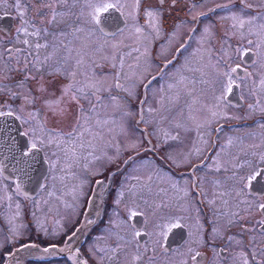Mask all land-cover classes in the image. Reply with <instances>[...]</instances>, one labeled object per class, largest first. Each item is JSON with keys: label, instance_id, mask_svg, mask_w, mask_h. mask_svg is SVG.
Returning <instances> with one entry per match:
<instances>
[{"label": "flooded vegetation", "instance_id": "flooded-vegetation-1", "mask_svg": "<svg viewBox=\"0 0 264 264\" xmlns=\"http://www.w3.org/2000/svg\"><path fill=\"white\" fill-rule=\"evenodd\" d=\"M48 1L54 0H24L26 9L21 11L20 21L13 17V24L0 25V54L5 50L0 58V76L18 77L22 81L16 89L0 90L4 91L0 98V112L5 116L0 122V190L10 192L16 199L24 224L19 230L10 216V202H0V264H134L133 256L136 255H146V261H151V264H264V210L259 208L264 203V105L256 96L253 105L245 97V84L258 75L251 69L259 62V48L254 51L245 47L249 41L252 43L251 39L238 41L235 34L240 32L232 34L227 19L222 24L224 35L218 38L222 42L217 46L238 49L243 43L245 47L238 56H234L237 62L234 63L236 60L233 59L234 64L231 63L232 70L239 68L231 76L236 83H229L239 102L232 103L223 95L224 108L233 115L216 119L210 125L207 145L202 147L205 144L203 136H198L194 149L187 143L188 146L181 150L174 146V142H179L181 132L177 131L178 128H170L166 131L169 137L164 138L166 153H161L151 132V143L144 137L146 144L141 149L122 156L106 171L96 173L87 184L86 199L75 203L68 211L63 209L62 214L66 217L59 215L58 209L56 218L49 219L48 230L40 233L38 228L30 225L28 216L32 209L29 208L35 198L29 200L23 196L16 179L7 177L2 166L8 165L14 173H30L34 177L33 183L39 185L34 195L38 197L53 184L54 157L47 144L39 143L35 149L32 148L30 134L23 131L25 126L15 111L22 110L25 118H31L28 107L34 110V104L42 103V88L52 84H60L64 88L70 85L71 96L75 94L73 88L76 83L73 65L70 77L68 75L67 58L75 48L76 27L38 23L36 19L42 9L51 11L57 6V2L48 5ZM136 1L139 5L142 0ZM180 1L179 9L190 15L188 22L194 18L199 21L195 26L186 24L184 30L175 33L174 38H184L187 45L197 39L199 33L207 32L209 35L213 32L206 38H209L208 42L212 40L217 24L213 26L211 18L240 17L238 14L242 18L250 16L253 19L264 16V3L260 9L251 11L250 2L254 0H227V4H217V0ZM94 2L122 7L121 3L112 0H81V7ZM171 3L175 5L176 1ZM109 10L105 17H98V22L102 30L110 34L124 21L122 10ZM140 11L148 12L144 8ZM231 24L236 28L234 22ZM60 28H63V36L58 43L53 37L50 41L49 37L31 39L36 37L35 34L53 33ZM240 36L245 37L243 34ZM181 48L174 53V61L164 69L162 66L166 61H159L156 72L151 74L147 97H150L148 91L154 82L178 60L184 50ZM245 52L253 54L245 57ZM61 65L69 80L66 86L56 73ZM14 82L18 83L17 79ZM114 86L119 92L118 81ZM48 90L52 92V86H48ZM18 92L24 97L21 103L14 100ZM27 100L33 104H26ZM75 107L79 111L83 109L82 106ZM138 109L139 106L136 107ZM57 125L63 126L61 123ZM183 141L184 137L181 143ZM247 147L256 152H245ZM141 154L151 159V167H154L148 191L150 196L147 195L145 200L128 197L127 193L134 184H120L135 180L131 172ZM56 163L60 167L58 160ZM161 176L165 177L163 181H160ZM6 214L12 223L6 219ZM109 257H115V260Z\"/></svg>", "mask_w": 264, "mask_h": 264}, {"label": "rangeland", "instance_id": "rangeland-1", "mask_svg": "<svg viewBox=\"0 0 264 264\" xmlns=\"http://www.w3.org/2000/svg\"><path fill=\"white\" fill-rule=\"evenodd\" d=\"M112 1L121 3L122 7L117 8L127 15L126 27L122 30L116 29L113 35L102 30L98 22V17H105L110 10L105 12L101 9L96 14V19H92V8L81 7V0L48 1V5L57 2V6L51 11L42 9L36 19L40 24L76 27L75 48L73 53L69 52L67 55L69 77L72 65L74 67L72 74L76 78V83L73 91L76 99H71L73 94L64 95L65 88L60 84H52L44 87L45 89L42 88V103L34 104V110L28 107L31 118H25L22 110L15 111L25 126L26 131H23L30 134V143H35L36 146L39 143L47 144L54 157L53 184L42 195L33 196L34 204L29 208L33 213L28 216V221L30 225L38 228V233L48 230L51 224L49 219L56 218L55 211L58 212L59 209L58 214L66 217V214H62L63 209L68 211L75 203L86 199L87 184L96 173L101 170L106 171L113 162L134 150L141 149V146L146 144L142 132L136 130L134 125L138 117L136 107L139 106L141 98V84L156 72L159 61L172 58L178 48L182 47L181 51L184 49L178 60L154 82L152 89L148 91L150 97L146 100V119L142 120V125L148 130L150 138L152 132V136L157 139L154 143L160 148L161 153H166L164 138L169 137L166 132L168 129L178 128L177 131L181 132L179 142L173 140L174 146L181 150L188 145L194 149L198 136H203L202 141L205 144L202 147H205L210 125L216 119L233 115V112L230 113L229 109L224 108L223 95L232 103L239 102L235 90L229 84L236 83V79L231 77L233 72L231 63L245 47L254 51L255 48H259V52L257 51L259 62L251 69L258 75H254L253 80L245 84V97L253 105L256 96L264 105V16L253 19L250 16L242 18L241 14H238L240 17L231 15L225 16L226 18L221 16L211 18L213 26L217 24V31L212 36V40L208 42L209 38H206L213 32H209V35L207 32L199 33L198 38L187 45V41L182 38L184 33L181 35L182 39L174 38V35L177 31L184 30L186 24L188 27L192 23L194 25L195 18L191 23L188 22L190 15L179 9L180 0H175V5L170 4L173 0H142L139 5V1L136 0ZM225 3L227 4L228 1L217 0V4ZM263 3L264 0L251 1V11L260 9ZM92 4L98 5L97 2ZM141 8L147 9V14L140 11ZM23 9H26L24 0H0V19L7 21L6 16L11 15L19 22ZM149 12L154 15L149 16ZM226 19L229 21L232 34L235 31L240 32L235 34L238 41L246 42L251 39L252 43H248L245 47L241 43L242 46L238 49H227L222 45V48L218 47L217 45L222 42V39L218 38L224 35L222 24ZM232 22L236 24V28L231 27ZM55 30L56 32L53 33L35 34L36 37L31 39L49 37L50 41L53 37L58 43L62 39L63 28ZM242 34L245 37H241ZM176 47L178 48L175 49ZM244 55L247 56V52ZM236 62L237 60L234 63ZM63 68L64 66L61 65L56 73L66 86L69 80ZM16 79L18 83L14 82ZM16 79L0 76V90L4 89L8 92L19 87L22 81L18 77ZM116 81L120 85L117 87L119 92L114 86ZM4 82L6 84L2 85ZM48 86H52V92L48 90ZM4 91H0V98ZM24 95L33 100L27 94ZM14 98L19 103L24 100L21 92H18ZM57 101L60 102L59 107L66 109L62 117L54 115L52 111L57 107ZM30 102L27 100L26 104H33ZM75 106H82L83 109L79 111ZM217 106L219 109L216 108ZM216 110L219 112L217 113ZM68 133H71V136L67 135ZM183 137L184 141L181 143ZM250 148L247 147L245 152H256L255 149ZM138 156L141 158L134 163V170L131 172V177L135 180L127 183L122 181L120 184H134L133 189L127 193L128 197H136V199L140 197L145 200L148 199L147 195L150 196L148 191L151 187V173L154 167H151V159L142 154ZM56 160L59 161L60 167ZM160 178V181L165 179L164 176ZM157 182L162 184L159 180ZM3 201L10 202L12 211L10 216L21 230L23 222L19 208L15 204L16 199L10 192L4 193L0 190V202ZM24 212L26 216L27 209ZM5 216L11 222L9 214ZM13 231L16 232L14 229ZM133 257L134 264H151V261H146L148 258L146 255ZM109 259L114 261L115 257ZM109 259L107 258L108 263H110Z\"/></svg>", "mask_w": 264, "mask_h": 264}, {"label": "water", "instance_id": "water-1", "mask_svg": "<svg viewBox=\"0 0 264 264\" xmlns=\"http://www.w3.org/2000/svg\"><path fill=\"white\" fill-rule=\"evenodd\" d=\"M0 25L1 24H8L7 21L5 20H1L0 19ZM251 56L250 53H247V56L245 57H249ZM147 86V83L144 85L143 87V90L145 89V87ZM144 98V92H143V96H142V100ZM142 100H141V103H142ZM5 119V116L4 115H0V122H2L3 120ZM138 121H140V118L138 119ZM2 170H3V173L7 176V177H11V178H15L18 185H19V188L21 190L22 193H25V194H30L34 189H36V187L38 186V184L36 185V183H34L32 186H31V183L30 181L34 178L33 176H31L30 174H26V173H22L20 174L19 172H12V170L8 167V165L4 164L2 166ZM26 174V176H25ZM36 179V177H35ZM27 188V189H25Z\"/></svg>", "mask_w": 264, "mask_h": 264}, {"label": "snow or ice", "instance_id": "snow-or-ice-1", "mask_svg": "<svg viewBox=\"0 0 264 264\" xmlns=\"http://www.w3.org/2000/svg\"><path fill=\"white\" fill-rule=\"evenodd\" d=\"M88 7L92 8V13H91V16L93 19H96V14L102 9L103 11H108L109 9H112V8H117V5L116 4H113V3H108V4H99V5H94L92 3H88L87 5ZM149 16H153L154 14L152 12H149L148 13ZM249 43H251V41H249ZM233 71H235V69H233ZM227 75V74H225ZM70 89H71V86H66L65 89H64V95H69V92H70ZM43 90V89H41ZM71 99H76V97L74 95L71 96ZM59 101L56 102V105L57 107L56 108H53L52 111H53V114L54 115H57V116H64L65 115V112H66V109L64 108H61L59 107ZM9 115H11V113H8ZM0 115H4L3 112H0ZM67 135L71 136V133H68ZM32 148H36V144L34 143L32 145ZM244 179L245 181L247 180V178H242ZM259 208L261 210H264V203L260 204L259 205ZM199 255V254H197ZM193 259L195 260L196 257L194 256Z\"/></svg>", "mask_w": 264, "mask_h": 264}, {"label": "bare ground", "instance_id": "bare-ground-1", "mask_svg": "<svg viewBox=\"0 0 264 264\" xmlns=\"http://www.w3.org/2000/svg\"><path fill=\"white\" fill-rule=\"evenodd\" d=\"M38 162V161H37ZM33 169V168H32ZM28 174H30V173H28Z\"/></svg>", "mask_w": 264, "mask_h": 264}]
</instances>
